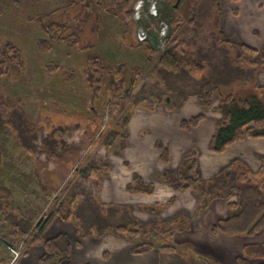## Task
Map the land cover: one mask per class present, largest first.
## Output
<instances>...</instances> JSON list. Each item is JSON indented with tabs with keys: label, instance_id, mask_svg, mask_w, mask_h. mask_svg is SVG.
I'll use <instances>...</instances> for the list:
<instances>
[{
	"label": "rangeland",
	"instance_id": "1",
	"mask_svg": "<svg viewBox=\"0 0 264 264\" xmlns=\"http://www.w3.org/2000/svg\"><path fill=\"white\" fill-rule=\"evenodd\" d=\"M138 3L139 0L134 1V11L127 16L122 11L120 0H0V146L9 142L6 147L11 148L10 152H0V186L8 180L7 173L18 175L19 171H28L32 163L36 170L47 167L61 173L80 164H69V160L77 156L78 148H85L86 153L91 154L100 138L88 126L87 117L91 115L88 107L102 106L105 110L103 121H107V111L119 104L118 91L122 88L127 90L131 79L136 78L139 72L142 73L139 79L142 81L148 65L159 56L157 30L163 23L168 25V30L177 28L176 32L180 31L185 41L180 46H183L181 59H206L212 62V70L207 77L217 85L216 96L232 94L239 100L256 93L251 85L245 84L246 79H253V69L235 62L227 45L216 43L215 21L218 16L223 18V10L229 8V2L221 0L218 8L212 7L213 0H143L137 6ZM137 7L142 17H137ZM152 8L158 10L157 15L151 14ZM74 17L80 18L79 45H89L87 49L80 50L62 43L55 44L46 52L38 50L36 42L44 36V23L65 22ZM139 30L146 31V40L138 39ZM164 41L166 43V38ZM148 46L154 48L153 53L147 51ZM149 54L151 59L143 69L142 64ZM89 56L98 57L102 67L88 63ZM53 64L59 65V69L48 70V65ZM162 67L159 65L157 72ZM96 69L102 71V81L97 84L88 81L95 78ZM182 75L181 72L169 74L163 86H175L177 77ZM156 86L161 87L158 83ZM108 101L114 103L109 105ZM89 123L95 125L92 119ZM103 127L102 131L108 130L105 125ZM119 145L114 143L111 151L119 148L120 151L122 144ZM50 151H57L58 156H51ZM28 157L32 163L28 162ZM2 190L0 188V203L1 206L6 205L3 208L5 212L26 218L27 221L31 213L34 216L37 207L28 209V191L19 189L14 194L6 195ZM21 195H25V198ZM205 208L207 211L209 206ZM106 212L104 209L98 213L94 205L82 201V220H107L104 217ZM122 217L125 218V215ZM115 222L111 221V224L115 225ZM151 226L156 228L157 224H151L148 228ZM165 233L160 242L176 247L180 255L173 257L176 264H198L201 261L196 255L194 258L190 255L188 243L194 245V252H203L210 246V255L219 263L234 264L233 246L228 247L222 242L220 235H202L200 241L195 242L189 240L186 233ZM235 237L234 246L237 247L248 241H264V229ZM6 254L5 248L0 245V259L8 256ZM258 261L254 260L251 264Z\"/></svg>",
	"mask_w": 264,
	"mask_h": 264
},
{
	"label": "crops",
	"instance_id": "2",
	"mask_svg": "<svg viewBox=\"0 0 264 264\" xmlns=\"http://www.w3.org/2000/svg\"><path fill=\"white\" fill-rule=\"evenodd\" d=\"M227 5L230 6L224 8L222 18L225 35L234 36L256 49L264 47V0H240ZM178 35L180 36V31ZM201 60L206 64L203 78L209 79L207 74L212 70V62ZM147 61L148 57L142 64L143 69ZM249 67L253 69V79H246L245 84L254 89V82L264 85V67L259 70ZM177 72L184 74L177 77L178 83L173 87H164L165 77ZM140 74L139 72L136 75L133 86L128 87L130 94L112 109L105 124L108 130L121 124L123 127L121 135L116 134L108 148L107 159L110 168L107 174L98 186L94 181L91 183V180L90 184L74 183L77 190L87 192L84 194L89 198L86 201H90L95 209L100 212L107 210L104 213L107 220H82V200H85L84 196L79 195L74 201V204L78 205L74 209L75 214L70 219L56 216L45 228L44 236L50 238L66 232L72 241L74 264H174L173 257L180 256L176 250L165 252L158 247L166 233L147 235L140 232L134 237H127L111 230V221L129 226L137 223L146 229L151 224L160 223L158 227L165 232L172 235L176 232L186 233L189 240L195 242H199L202 235L222 236V242L228 247L233 246L235 264V258L242 248L234 246L236 237L211 231L212 225L228 214L226 201L210 203L207 211L206 208L200 210L199 214L202 216L196 215L199 195L191 190L178 193L158 180L157 176L166 168L177 171L182 157L194 150L197 152V170L201 179L209 180L234 163H239L254 175L259 171L264 157V137H245L229 144L223 151H210L207 146L214 133L216 119L220 117V113L215 111L220 96H215L212 106L202 107L197 98L201 79L193 77L185 66L172 71L160 70L142 81L139 80ZM157 83L161 85L160 88L156 86ZM199 113H203L204 117L195 125L182 126L183 121H188ZM124 114L128 115L127 118L121 124L118 123L117 120ZM116 142L118 145L122 144V147L120 151L119 148L113 152L111 148ZM158 142L168 152L167 162L161 159V151L156 147ZM135 173L144 181L153 182L151 192H132L126 189ZM47 175L50 183L61 189L73 175V169L66 168L61 173L51 170ZM96 176L94 173L93 177ZM74 180L76 179H72ZM66 191L69 190H65L63 194V205L67 206L70 193ZM41 207L42 212H35L36 220L47 210V202ZM124 215L125 218L122 217ZM148 240H153V248L140 253L132 251L135 245ZM192 245L187 244L190 255L201 259L200 264H221L210 255V246L203 252H194ZM43 252L44 247L41 244L31 243L16 264H39Z\"/></svg>",
	"mask_w": 264,
	"mask_h": 264
},
{
	"label": "trees",
	"instance_id": "3",
	"mask_svg": "<svg viewBox=\"0 0 264 264\" xmlns=\"http://www.w3.org/2000/svg\"><path fill=\"white\" fill-rule=\"evenodd\" d=\"M134 1L136 0H120L122 11H124L127 16H130L134 11V8H132ZM226 1L229 3H237L240 0ZM220 2L221 0H213L212 7H220ZM234 12H236L235 9ZM192 22L193 21L190 19V23ZM215 22V39L217 45H227L232 51L234 60L237 63L245 64L258 70L264 67V47L256 49L246 45L238 39L232 40L227 38L222 27V18L218 16ZM79 25V17H74L65 22L48 21L44 23L42 26L44 36L40 37L36 42L38 50L46 52L54 48L55 44L62 43L69 44L73 47L75 46L76 49L80 50L87 49L89 45H79ZM173 30L176 32L177 28H170L168 30L165 37V49L162 51L160 49V54L156 57V61L154 62V60H152L148 65L146 71L143 73L146 74L143 80L157 72L159 65L163 66V69L171 71L185 66L193 77L201 79V89L197 93L199 104L204 108L210 107L216 96L217 85L210 80V78H203L206 70V64L203 60L193 58L181 59L182 56L180 55V51L183 46L181 48L180 46L185 41L182 40L177 32L176 35H174ZM254 33L258 34L257 31H254ZM158 39L160 41V38ZM148 47V52L153 53L154 48L151 46ZM150 54L148 55V62L151 59ZM87 61L88 63H94L95 66L102 67L98 57L89 56ZM58 66L57 64L48 65V70L56 71L59 69ZM98 75L100 77L97 79ZM94 77V79H88V81L96 84L102 81V71L96 69L94 71ZM135 80V78L131 79V85L129 86H133L136 82ZM254 87L256 93L245 99L236 100L231 94L220 97L219 103L215 106V111L220 113V117L216 119L215 130L207 146L210 151H223L229 144L245 137H264V85L254 82ZM121 91L124 92V95L120 93ZM121 91H118V96L117 94L115 95L120 98L118 103H121V100L130 94L128 89L123 90L122 88ZM115 96H113V98ZM108 102L109 105L114 103V101ZM88 110L91 112V115L87 117L88 126L93 130L94 135H97L100 139L96 143V147L91 154H87V149L85 148L77 149L78 154H76L77 156L75 155L76 157L74 156L76 161L74 159L69 160V164H74L75 162L80 164H78L79 166L77 165V167L72 166L74 167L73 175L64 183L61 189H58L56 186L54 187L48 180L49 177L47 173L51 171L50 169L45 167L44 170H36L31 161L32 167L30 164L28 171H19L18 175L7 173L9 174L8 180L5 181V184L1 183L2 185L0 186V188L3 189L2 193L6 195H10L11 193L14 194L19 189L25 192L28 191V195L26 196V199H28V209L37 207V213L42 212L43 208L41 205L44 202L49 204L47 210L37 220V215L34 213L33 216L31 213L27 221L26 218H20L21 216L18 217L16 214L5 212L3 208L6 205L1 206L0 203V238L7 244L17 247L21 245L23 254L26 253L29 244H41L44 247V252L39 258V264H74L71 251L72 241L69 235L66 232H61L53 237L46 238L44 236L45 228L56 216L70 219L75 214L74 209L77 208L78 205L74 204V201L79 195H82V197L84 196V202H87L88 205H93L90 201H86L88 197L84 194L87 192L77 190L75 184L79 182L89 183L91 180V183L94 181L96 186L99 185L100 180L107 174L110 168V162L107 159L108 148L113 143L114 136L116 134L121 135V128H123L121 122L128 116L125 114L120 116L117 122L121 125L102 131L104 128L103 126L107 122L103 121V117L105 116L104 108H102V106L100 108L93 106L88 107ZM111 112L112 109L110 108L106 113L107 119L110 117ZM203 117L204 114L199 113L191 117L188 121H183L182 126L195 125ZM91 119L95 123L94 126L89 123ZM8 143L4 144L3 147L0 146V152H10L11 148L6 147ZM71 143L73 147H76L74 142ZM156 147L161 151V159L167 162L168 152L166 148L159 142L156 143ZM50 154L55 158L58 156L57 151H50ZM29 159L30 157H28V162ZM100 169H102L101 172L99 171ZM94 173L97 174L96 177H93ZM72 179L76 180L72 181ZM157 179L178 193L187 190L197 193L199 195L196 209L197 214L206 206L208 207L210 203L218 200L226 201L229 210L228 214L212 225L211 231L213 233L219 232L229 236H235L240 234H252L257 230L264 229V157L259 171L254 175L250 174L248 169L242 167L239 163H234L223 169L213 178L204 180L199 176L197 170V152L194 150L182 157L177 171L166 168L157 176ZM42 183L45 184V186H43ZM16 186L19 189L15 190ZM152 188L153 182L144 181L136 173L133 175L132 181L126 186V189L132 192H151ZM65 190H69L66 192L70 193V197H68L70 201H68L67 206L63 205L65 204L63 198ZM52 196H54L53 199ZM33 198H35V200ZM36 198L43 199V201L37 200ZM36 201L37 203H33ZM96 211L100 213V210L96 209ZM111 230L115 234L127 237H134L140 232L146 233L147 235H157L158 233L165 234V230L159 228L158 225L156 228L151 226L146 229L137 223L131 226L116 224L112 226ZM0 245L3 246L1 243ZM154 246L153 240L142 241L135 245L132 251L140 253ZM3 247L5 248V246ZM158 247L165 252H173L176 249L174 245L167 243L163 244L162 242ZM5 250L8 256L1 258L0 264H8L9 252L6 248ZM257 259H259L257 264H264L262 260L264 259V241H248L242 246V253L236 256L237 264H251ZM198 264H200V262Z\"/></svg>",
	"mask_w": 264,
	"mask_h": 264
},
{
	"label": "built area",
	"instance_id": "4",
	"mask_svg": "<svg viewBox=\"0 0 264 264\" xmlns=\"http://www.w3.org/2000/svg\"><path fill=\"white\" fill-rule=\"evenodd\" d=\"M143 3V0H139V3L137 6H140L139 4ZM139 7H137L136 9V15L139 18L140 16L142 17V12L138 9ZM151 14L153 15H157L158 14V10L157 9H153L150 10ZM159 38H160V44L159 47L162 50L165 49V37L167 35L168 32V25L166 23H163V25L160 27L159 31L157 30ZM138 39L140 41H144L146 40V38L148 37V34L146 33L145 30H139L137 33ZM0 243L5 246V248L8 250L9 252V261L8 264H16L18 262V260L22 257L23 255V249L22 246L20 245L19 247L11 245V244H7L5 243L1 238H0Z\"/></svg>",
	"mask_w": 264,
	"mask_h": 264
}]
</instances>
